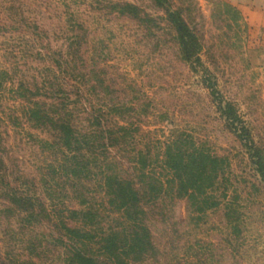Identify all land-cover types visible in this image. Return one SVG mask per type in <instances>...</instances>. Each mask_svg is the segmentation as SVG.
Wrapping results in <instances>:
<instances>
[{"label": "rangeland", "instance_id": "rangeland-1", "mask_svg": "<svg viewBox=\"0 0 264 264\" xmlns=\"http://www.w3.org/2000/svg\"><path fill=\"white\" fill-rule=\"evenodd\" d=\"M210 78L264 156V42L229 0H0V264H77L82 246L115 264L103 246L116 233L144 240L121 249L128 264H264V177ZM178 146L220 160L203 186L169 166Z\"/></svg>", "mask_w": 264, "mask_h": 264}, {"label": "trees", "instance_id": "trees-1", "mask_svg": "<svg viewBox=\"0 0 264 264\" xmlns=\"http://www.w3.org/2000/svg\"><path fill=\"white\" fill-rule=\"evenodd\" d=\"M159 6H164L169 0H154ZM120 11L123 14H127L132 18L138 19L142 22H150L153 21V17L143 14L140 7L131 2L120 3ZM166 12L169 16L170 21L176 26L177 30L181 32V39L185 46V55L193 68L197 70L195 66V60L193 61L194 53H197L195 47H189V41L186 39L187 36L190 35L189 28L187 26V22L183 16L182 9L173 10L170 7L166 9ZM187 35V36H186ZM195 45V44H194ZM196 46V45H195ZM198 63H202V60L199 56L196 57ZM205 69L208 71L209 68L205 66ZM207 86L211 89V94L218 102V108L226 119L227 125L232 129L238 137L243 141V143L248 147L251 151V157L253 162L255 163L258 171L264 177V156L262 155L260 149L255 145V141L251 134V130L247 125L246 120L243 118L240 113L238 107L233 101L226 99L220 89L218 88V83L216 80H212L211 78L208 80ZM63 125V124H62ZM64 135L66 144L69 146L72 145V139L77 138L74 136V129L70 125L69 122L64 123ZM78 142V141H77ZM168 164L171 168L174 169L176 174H178L179 178L183 181V176H186V179L190 182H193L195 186H203L206 179L211 176L212 173H216L218 169V162L220 161L217 157H213L210 154L205 153L204 151H199L195 148L192 152H186L184 149H181L179 146L176 149L169 148L167 154ZM211 161V162H210ZM128 182L124 180H117V186L119 189V194L122 199L131 198L132 192L127 191L126 188H122L120 186H128ZM130 185V184H129ZM16 198V197H15ZM18 203L24 202V204H20V206L24 207V209L29 210L33 208L32 201L29 197L17 196ZM17 201V200H16ZM28 203V204H27ZM31 204V206H28ZM71 231H76L72 230ZM111 235V234H110ZM119 233L117 235H111L105 239L104 244V255L109 257V260L115 264H128L125 256L122 254V248H127L125 251L132 252H140L139 248L144 249V240L139 236H134L129 239L125 244L120 246V240L118 238ZM128 240V239H126ZM87 245V243H86ZM129 255V254H128ZM101 257L99 254H95L94 252L88 253L83 246L76 248L73 255V262L77 264H99Z\"/></svg>", "mask_w": 264, "mask_h": 264}, {"label": "crops", "instance_id": "crops-1", "mask_svg": "<svg viewBox=\"0 0 264 264\" xmlns=\"http://www.w3.org/2000/svg\"><path fill=\"white\" fill-rule=\"evenodd\" d=\"M246 20L252 40L264 42V0H229Z\"/></svg>", "mask_w": 264, "mask_h": 264}]
</instances>
